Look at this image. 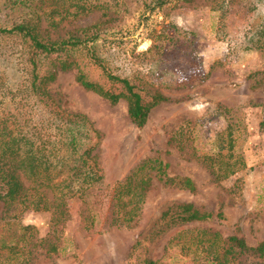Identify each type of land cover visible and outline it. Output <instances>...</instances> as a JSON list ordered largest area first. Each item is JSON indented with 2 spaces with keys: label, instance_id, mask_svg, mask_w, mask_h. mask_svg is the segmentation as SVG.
Returning a JSON list of instances; mask_svg holds the SVG:
<instances>
[{
  "label": "rangeland",
  "instance_id": "obj_1",
  "mask_svg": "<svg viewBox=\"0 0 264 264\" xmlns=\"http://www.w3.org/2000/svg\"><path fill=\"white\" fill-rule=\"evenodd\" d=\"M144 6V0H120L112 9L107 56L113 72L128 77L145 95L157 91L169 99L155 105L138 126L125 99L111 103L79 84L75 70L61 71L48 88L63 109L85 117L79 139L83 147L94 146L91 154L103 178L84 197L68 202L67 221H58L48 209L0 200V264H142L133 252L157 264H202L191 236L198 229L236 233L251 245L264 240V0H170L146 17ZM3 13L0 0V17ZM101 14L94 10L68 22L63 31L107 18ZM177 17L184 19L182 27ZM23 63L15 39L0 37V100L5 104L12 105L3 92L22 78ZM86 69L105 82L94 67ZM198 102L207 107L193 110ZM228 128L238 132L246 166L217 178L210 163L217 161L209 156L222 140L229 144ZM150 158L162 161L163 169L143 171L152 184L137 216L114 222L116 183ZM179 177H190L194 190L178 185ZM180 201L214 217L158 231L162 211ZM138 239L143 247L135 249Z\"/></svg>",
  "mask_w": 264,
  "mask_h": 264
},
{
  "label": "trees",
  "instance_id": "obj_2",
  "mask_svg": "<svg viewBox=\"0 0 264 264\" xmlns=\"http://www.w3.org/2000/svg\"><path fill=\"white\" fill-rule=\"evenodd\" d=\"M169 1L144 0L143 16ZM119 3L120 0H3L0 37L15 39L24 57L22 78L3 92V99L8 95L13 106L0 100V200L7 205L22 202L35 210H51L55 219L67 221L68 202L84 197L103 178L91 154L94 146L83 147L79 139L86 122L82 121L84 116L63 109L60 99L48 88L61 71L75 70L79 84L111 103L125 99L129 115L138 126L147 122L155 105L169 99L157 91L147 96L128 77L113 72L107 52L114 33L111 11ZM94 10H102L101 15L107 18L63 31L68 22ZM87 65L94 67L105 82L93 78ZM228 129L229 144L222 140L217 152L209 156L217 161V165L210 161L217 178L230 176L246 166L245 155L237 145L238 132ZM146 168L162 171L163 163L157 158L147 159L116 183L114 222H129L137 216L152 184V178L144 175ZM170 180L174 181H166ZM176 183L195 188L190 177H179ZM211 217L212 212L200 210L193 202H172L161 213L158 231ZM193 235L195 252H201L198 259L202 264H242V258H256L260 261L251 264H264V240L251 245L236 233L223 236L219 230L207 228L198 229ZM136 247H143L142 239H138ZM133 255L142 264H157L140 252Z\"/></svg>",
  "mask_w": 264,
  "mask_h": 264
},
{
  "label": "clouds",
  "instance_id": "obj_3",
  "mask_svg": "<svg viewBox=\"0 0 264 264\" xmlns=\"http://www.w3.org/2000/svg\"><path fill=\"white\" fill-rule=\"evenodd\" d=\"M177 26L182 27L185 23L184 19L182 17H177L175 20ZM201 101H203V98H199ZM190 107H193L190 105ZM207 107V104L204 102H198L194 105L193 110L195 111H203Z\"/></svg>",
  "mask_w": 264,
  "mask_h": 264
}]
</instances>
